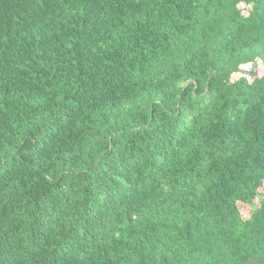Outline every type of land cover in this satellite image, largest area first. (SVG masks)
<instances>
[{"label":"trees","instance_id":"trees-1","mask_svg":"<svg viewBox=\"0 0 264 264\" xmlns=\"http://www.w3.org/2000/svg\"><path fill=\"white\" fill-rule=\"evenodd\" d=\"M256 66L264 0H0V264H264Z\"/></svg>","mask_w":264,"mask_h":264},{"label":"rangeland","instance_id":"rangeland-1","mask_svg":"<svg viewBox=\"0 0 264 264\" xmlns=\"http://www.w3.org/2000/svg\"><path fill=\"white\" fill-rule=\"evenodd\" d=\"M244 12L246 13V11L244 10ZM254 67V66H253ZM253 67L251 68V64H247L245 66H243L242 68H246L247 70L248 69H253ZM256 70H257V73L260 75L262 73H264V69L263 67H260V66H256ZM241 73L237 72L235 73L233 76H232V79L236 78L237 76H239ZM259 191L260 193H262L264 195V187H260L259 188ZM258 199L256 198L254 200V203L255 204H258ZM239 209H240V212L242 214L243 217H248L250 215V212H251V207L247 204H243V203H239Z\"/></svg>","mask_w":264,"mask_h":264}]
</instances>
